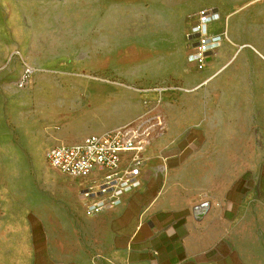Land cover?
Masks as SVG:
<instances>
[{
  "label": "crops",
  "instance_id": "crops-1",
  "mask_svg": "<svg viewBox=\"0 0 264 264\" xmlns=\"http://www.w3.org/2000/svg\"><path fill=\"white\" fill-rule=\"evenodd\" d=\"M203 7L217 9L210 30L225 37L201 70L188 62L186 31L165 26L110 68L115 80L79 85L88 104L79 98L72 117L53 127V145L152 113L163 115L164 129L142 152L136 184L114 201L81 194L98 187L100 172L58 170L72 184L32 203L23 264H264V122L249 112L264 99V0H182L181 10ZM226 162L243 169L225 172ZM95 201L102 209L88 214ZM1 248L11 250L2 237Z\"/></svg>",
  "mask_w": 264,
  "mask_h": 264
},
{
  "label": "rangeland",
  "instance_id": "rangeland-1",
  "mask_svg": "<svg viewBox=\"0 0 264 264\" xmlns=\"http://www.w3.org/2000/svg\"><path fill=\"white\" fill-rule=\"evenodd\" d=\"M181 5L182 0H0V237L15 217L28 227L36 199L52 198L72 184L45 155L58 141L53 127L72 117L79 98L88 104V92L79 85L115 80L110 68L137 56L135 43H145L162 27L187 32L202 8L191 14ZM26 67L32 73L22 86ZM62 91L69 98H58ZM257 100L263 103L249 112L261 123L264 99ZM234 165L243 169L226 162L225 172ZM230 181L224 178L225 185Z\"/></svg>",
  "mask_w": 264,
  "mask_h": 264
},
{
  "label": "built area",
  "instance_id": "built-area-1",
  "mask_svg": "<svg viewBox=\"0 0 264 264\" xmlns=\"http://www.w3.org/2000/svg\"><path fill=\"white\" fill-rule=\"evenodd\" d=\"M219 17L213 8H202L198 11L195 21L188 27L185 34L190 49L188 62L201 70L206 59L218 42L225 37V32H213L210 25ZM32 69L26 67L20 77V85H25ZM165 120L163 115H142L135 121L102 134L84 137L78 143H58L51 146L45 155L47 163L55 169L72 177H87L94 171L101 173L97 188L86 187L81 190L84 197L94 198L110 195L114 201L125 188L137 182L141 154L150 140L163 132ZM123 153H130L125 167L121 165ZM103 204L95 201L87 213L98 212ZM208 207L205 201L195 207L203 211Z\"/></svg>",
  "mask_w": 264,
  "mask_h": 264
},
{
  "label": "bare ground",
  "instance_id": "bare-ground-1",
  "mask_svg": "<svg viewBox=\"0 0 264 264\" xmlns=\"http://www.w3.org/2000/svg\"><path fill=\"white\" fill-rule=\"evenodd\" d=\"M3 232L2 244L10 245L11 250L8 253L0 254L1 264H23L24 248L20 240L27 236L26 225L19 217H15L8 222Z\"/></svg>",
  "mask_w": 264,
  "mask_h": 264
}]
</instances>
